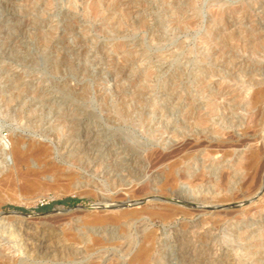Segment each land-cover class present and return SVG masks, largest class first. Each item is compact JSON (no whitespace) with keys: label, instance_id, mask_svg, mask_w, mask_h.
<instances>
[{"label":"rangeland","instance_id":"374dc122","mask_svg":"<svg viewBox=\"0 0 264 264\" xmlns=\"http://www.w3.org/2000/svg\"><path fill=\"white\" fill-rule=\"evenodd\" d=\"M256 1L0 0V154L24 142L0 164V264H134V245L151 233L150 264H264V186L246 193L235 165L264 144V105L242 107L248 86H264ZM210 100L203 134L186 118ZM86 136L100 141L90 154ZM227 136L224 158L215 150ZM203 138L208 147L195 143ZM174 165L179 189L204 210L170 223L154 213L168 207ZM194 169L203 185L183 179ZM233 171L236 199L224 202ZM124 207L143 214L106 221ZM197 222L204 237L188 258L178 237ZM27 237L51 250H31Z\"/></svg>","mask_w":264,"mask_h":264},{"label":"bare ground","instance_id":"6f19581e","mask_svg":"<svg viewBox=\"0 0 264 264\" xmlns=\"http://www.w3.org/2000/svg\"><path fill=\"white\" fill-rule=\"evenodd\" d=\"M253 4H258V2L256 0H253ZM93 11L95 13H99L100 12V5L99 3H95L93 5ZM263 15V21H264V11L262 13ZM254 38L255 34H252ZM205 72V70H204ZM263 82L258 81L255 84H251L250 86H248L247 90H246V96L243 99V104L242 107L245 106V110H249V109H255V108H259L262 107L264 105V86H262ZM254 85H260L262 87L259 86L258 89H256L250 96H249V91H251V89H253ZM256 87V86H255ZM214 90V89H213ZM197 94V93H196ZM248 95V96H247ZM184 103V102H183ZM189 103V102H188ZM216 103L214 100H210L209 102H207L205 104L204 107H201V109H197L195 110L196 113V118L193 120V122H189V118H186V124L187 126H196V128L199 130V132L201 133H209V127L208 124L210 122H212V115L216 110ZM191 112L187 113V116L190 115ZM263 120V119H262ZM263 122V121H262ZM255 123V122H254ZM216 124L214 123L212 125V128H214L213 130L211 129L213 134H220V131L218 129H216ZM264 127V126H263ZM93 129V128H92ZM233 129V128H232ZM260 130V128H259ZM95 133V132H94ZM228 133V132H227ZM248 135V134H247ZM253 135V134H252ZM81 136V135H80ZM258 136V135H257ZM84 137V136H83ZM188 137V136H187ZM226 137V136H224ZM223 137V138H224ZM252 137V136H251ZM186 138V137H185ZM200 138V137H199ZM253 138V137H252ZM187 139V138H186ZM204 139V138H203ZM231 137L227 136L226 140H222L219 142L217 148L215 151L217 152H221L223 154V157H227L228 155H230L231 153H229L232 148V145L230 144L231 141L230 140ZM264 139V138H263ZM181 140V139H180ZM192 140V139H191ZM253 140V139H252ZM79 141V140H78ZM185 141V139H184ZM190 141V140H189ZM237 141V140H236ZM259 141V140H258ZM181 142V141H180ZM193 142V141H192ZM83 143V142H82ZM195 143L198 146H206L208 147L207 140H202L200 141L199 139H196ZM251 143V142H250ZM100 141L98 139V137H91V136H86L85 137V142H84V146L82 147L85 151V153L87 152L88 154H90V152H93L94 149L100 147ZM180 144V143H179ZM209 144V143H208ZM24 146V142L23 140H18L16 139L15 143H12L9 152L13 155L19 154L20 151L22 150ZM182 146V145H181ZM210 146V145H209ZM197 147V146H196ZM214 148V147H213ZM192 149V148H191ZM247 151L243 154H239L236 157L235 160V165L237 166V168H239V172H244L245 177L247 178L246 183L242 186L243 189H245L246 193H253L254 191H256V189H258V191L263 189V186H260L257 188L258 186V177H260V175H263L264 173V144L262 146H247ZM6 148H5V144L3 143V148L1 150V154H0V164L4 162V160L6 159L7 154H10ZM240 152V151H239ZM215 152H213L211 154V156H213ZM115 154V153H114ZM113 155V154H112ZM152 155H155L154 153H151L150 156L152 157ZM89 156V155H88ZM115 156V155H114ZM19 157V156H18ZM85 157V156H84ZM217 157V156H216ZM15 159V157H14ZM163 159V158H162ZM214 161V160H213ZM18 162V161H16ZM116 167V166H115ZM202 167V166H201ZM175 168L176 165L172 166L169 170V177L166 179V181L163 183V190H165V195H166V200H168L169 202L166 203V205L168 206L167 208H165L163 211L161 212H157L154 213L155 216H157V218L159 217L161 220H163L164 222H170L173 221L174 219H176L178 216H182L184 218H189L192 216H197L200 214V212H202V210H204V206L202 204V200L198 197V198H192L190 196H187V194L184 192L186 190H182L179 189V178L175 175ZM220 170V169H219ZM237 171H233L230 173V179L227 183L228 186V192L230 193L229 196H226L225 199L223 200L224 202H232L236 199L235 195H234V182L236 183L237 181V176H238V172ZM196 169L193 170V172L191 171L188 175H185L183 177V179L186 182H192V184L196 181H203L204 179V174H196ZM215 174V173H214ZM210 176V175H209ZM264 176V175H263ZM196 177V178H195ZM214 177V176H213ZM261 178V177H260ZM182 179V180H183ZM264 180V178H263ZM262 180V181H263ZM204 183V181L202 182ZM202 183L199 184H193L192 186H200L203 185ZM217 182L213 181V188H217ZM264 184V183H263ZM239 189V188H238ZM190 191V190H189ZM188 191V192H189ZM256 193V192H255ZM164 195V196H165ZM255 195V194H253ZM202 198V197H201ZM216 198V197H215ZM159 199V198H157ZM166 202V201H165ZM105 204V203H104ZM218 204V203H217ZM211 205V204H210ZM213 205V204H212ZM211 205V206H212ZM215 205V204H214ZM100 206V205H99ZM103 206V205H102ZM119 207H121V205H118ZM220 206V205H219ZM104 207H111L109 205H104ZM118 207V208H119ZM215 207V206H214ZM213 207V208H214ZM231 207V206H230ZM130 207H124V209H118L119 210V214L115 215V216H111L110 218H108L106 221L109 223H117L120 220L127 218V217H140L143 213L142 212H132L129 211ZM232 209V208H231ZM209 210V209H208ZM218 210V209H217ZM206 211V210H205ZM2 213V212H1ZM15 213V212H13ZM232 213V212H231ZM117 214V213H116ZM14 215V214H13ZM219 214H215V217H217ZM3 216V215H2ZM193 217V218H194ZM229 217V216H228ZM158 218V219H159ZM227 218V217H226ZM7 219V218H6ZM190 219V218H189ZM218 219V218H217ZM128 221V220H127ZM136 221V220H135ZM225 221V220H224ZM3 222V221H2ZM4 223V222H3ZM29 223V222H28ZM134 223V222H133ZM171 223V222H170ZM6 225V224H5ZM21 225V224H20ZM27 225V224H26ZM200 222H197L196 224H194V226H192V230H186L184 231L183 234H181L178 238H180L179 240H181V242H183V247H182V251L183 248L186 246L185 249V255L188 256V258L193 254H196L197 252V248L198 246L197 241L201 240L204 237V234L202 232H200V228H199ZM13 227V226H12ZM17 227V226H16ZM22 227V226H21ZM27 229V227H25ZM30 228V227H29ZM196 228V229H195ZM4 229V228H3ZM188 229V228H187ZM33 231V228H32ZM35 231V230H34ZM36 232V231H35ZM38 232V231H37ZM213 234V233H212ZM38 235V234H37ZM38 238V237H37ZM35 237H27L25 242L28 248H30L33 251H44L45 249H47V251L50 249V246H48L46 244L45 241L43 240H39V238L37 239ZM44 238V237H43ZM49 240V239H48ZM206 241V240H205ZM51 242V241H50ZM154 242H155V235L151 234H146L143 239H140L136 245H134L133 250L135 249L134 254L131 257V262L134 264H150L151 261V253L153 250V246H154ZM102 240L100 239H96L93 242V246L92 247H96L101 245ZM140 243H144L143 245L139 246V248L137 249L138 244L140 245ZM49 244V243H48ZM103 247V246H102ZM56 248V247H54ZM53 248V249H54ZM51 250V249H50ZM132 250V249H131ZM132 250V251H133ZM130 251V250H129ZM58 252V251H57ZM43 253V252H42ZM53 253V252H52ZM55 254V252H54ZM190 255V256H189ZM196 258V257H195ZM209 259V258H208ZM204 260V259H203ZM204 262V261H203ZM212 262V261H211ZM238 263V262H237Z\"/></svg>","mask_w":264,"mask_h":264},{"label":"trees","instance_id":"16d2710c","mask_svg":"<svg viewBox=\"0 0 264 264\" xmlns=\"http://www.w3.org/2000/svg\"><path fill=\"white\" fill-rule=\"evenodd\" d=\"M77 200L76 199H66L64 201H62V203L64 204H68V203H74L76 202ZM51 205L47 206V207H40L38 210L42 211V210H46L48 208H50Z\"/></svg>","mask_w":264,"mask_h":264}]
</instances>
